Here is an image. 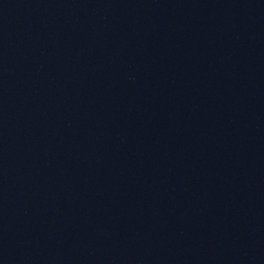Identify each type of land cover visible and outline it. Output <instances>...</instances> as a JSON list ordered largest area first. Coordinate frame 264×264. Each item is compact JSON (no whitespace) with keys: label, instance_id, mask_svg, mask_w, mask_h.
I'll use <instances>...</instances> for the list:
<instances>
[{"label":"water","instance_id":"1","mask_svg":"<svg viewBox=\"0 0 264 264\" xmlns=\"http://www.w3.org/2000/svg\"><path fill=\"white\" fill-rule=\"evenodd\" d=\"M0 264H264V0H0Z\"/></svg>","mask_w":264,"mask_h":264}]
</instances>
